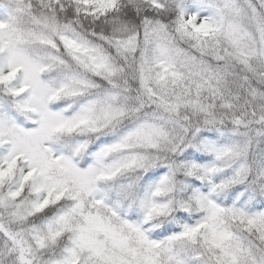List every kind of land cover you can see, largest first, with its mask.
I'll list each match as a JSON object with an SVG mask.
<instances>
[{
  "label": "snow or ice",
  "instance_id": "obj_1",
  "mask_svg": "<svg viewBox=\"0 0 264 264\" xmlns=\"http://www.w3.org/2000/svg\"><path fill=\"white\" fill-rule=\"evenodd\" d=\"M0 264H264V0H0Z\"/></svg>",
  "mask_w": 264,
  "mask_h": 264
}]
</instances>
